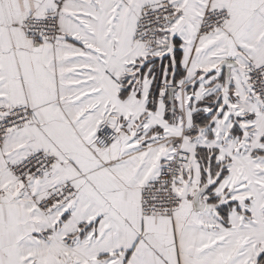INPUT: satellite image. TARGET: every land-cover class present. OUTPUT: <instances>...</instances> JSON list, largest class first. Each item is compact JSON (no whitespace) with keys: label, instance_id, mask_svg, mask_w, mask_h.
Instances as JSON below:
<instances>
[{"label":"snow or ice","instance_id":"snow-or-ice-1","mask_svg":"<svg viewBox=\"0 0 264 264\" xmlns=\"http://www.w3.org/2000/svg\"><path fill=\"white\" fill-rule=\"evenodd\" d=\"M0 264H264V0H0Z\"/></svg>","mask_w":264,"mask_h":264}]
</instances>
